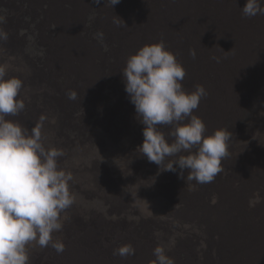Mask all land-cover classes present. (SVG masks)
Returning <instances> with one entry per match:
<instances>
[{
    "label": "rangeland",
    "instance_id": "374dc122",
    "mask_svg": "<svg viewBox=\"0 0 264 264\" xmlns=\"http://www.w3.org/2000/svg\"><path fill=\"white\" fill-rule=\"evenodd\" d=\"M17 1L18 5L16 6V0H0V24L2 26L0 29H3L7 34L6 40H0V64L7 65L6 78L17 77L23 82L20 99L24 101L25 109L18 116H8L7 119L19 122L31 130L41 116L46 117L42 129L44 143L46 147H55L64 152V155L58 159V165L61 169L71 172L73 179L69 187L74 196V203L62 213V216L66 217L62 230L54 233V239L64 244V251L58 254L51 246L30 247V264H51V262L53 264H74L78 250L85 256L89 254V240L93 245L107 244L103 250L109 248V253L106 251V255L112 256L113 250L120 248L121 243H117L109 237L111 231L109 223L106 222L108 225H104L103 229L97 226L95 228L89 223L97 224L94 221L98 222L102 217L97 211L99 208L104 209L105 207L111 211L109 219L111 221L109 222L112 224H120L119 227L123 226L126 230L130 228L135 232L143 230L142 225L143 227L145 225L142 224L143 221L139 223L138 227H135L134 204L138 199H135L137 195L134 197L132 194L134 191L139 192L138 196H142L141 200L146 201L149 206L163 207V216L155 221H146V227L149 229L147 237L153 241L156 240L157 244L160 243L159 239L167 243L177 242L174 243L176 249L167 250L164 248V251L166 250L165 254L171 259L181 262L187 256L183 247L190 248L192 244L194 247H198L196 245L197 238L200 239V230L204 229L205 222L208 223L203 220L204 223H200V227L197 217L185 212L188 206L183 202L184 197L189 198L188 194L191 190L192 193L199 190L189 184L191 181L186 182L184 176L179 178L180 170L177 166L174 165L177 167L176 172L163 171L167 161L165 165L161 166L163 168L156 170V174L160 178L168 180V185L162 188L152 187L155 177L145 178L151 172L150 162L137 151L138 146L143 142V125L137 121V125L134 126L130 120V112L135 114V109L124 91L121 73L126 66L127 59L146 45L144 41L148 36L141 35L142 32L158 36V41L162 38L166 49L172 51L174 45L170 41L171 38H168L169 29H172L173 36L177 34V40L189 43L187 29L194 27V32L190 33L197 37L202 38L204 32L210 33L207 40L203 38L207 42L210 40L211 46L205 45L206 55L204 54L203 57L206 63H212L216 72H218L215 69L216 65L220 64L221 72L228 71L229 75H244L247 80L257 83L259 88L264 84V15L252 18L242 17L241 10L239 12L241 0H227V11H229L223 18L218 15L217 9L213 5L205 2L212 0H198L202 3L204 11L202 14H195L191 8H188L189 14L198 15L197 17L200 18L190 24L186 23L182 14L184 21L181 20V17L172 15L173 10H169V0H129L130 3L121 0L115 6H112L111 0H101L103 3L98 5L99 7L93 5V0H85L86 4L83 0H42L37 2L38 6L35 4L33 8L30 0ZM223 1L216 0V3L218 6L223 5ZM146 4L151 11L143 15L144 11L140 10ZM54 9L58 11L56 16L53 14ZM75 9L76 13H71ZM131 10H134L135 18ZM104 12L114 13L106 14L104 17L103 25L107 23L110 16L114 15L107 29L101 25ZM83 13L84 19L87 13L85 30L83 32L80 30L78 33L82 27ZM122 13L124 16L131 15V23L127 24L126 19L119 18ZM22 14L26 17L21 18ZM42 17L46 22L49 21V18L52 19L53 34L47 35L43 31ZM225 20H238L237 26L241 27L240 32L231 35V29L226 27ZM124 23L127 27L124 26ZM122 27L119 39L109 33L111 29L118 28L119 31ZM207 27H209L208 30ZM88 29H92L93 32H87ZM211 32L216 33V38ZM57 35L58 40L56 38L52 45L46 41L48 36L49 39H54ZM239 35H242L240 40L238 39ZM237 46L239 49L233 50ZM191 49L192 47L190 48L192 53ZM221 51H225V53H221ZM214 70L210 69L207 73L196 75L202 79L200 81L195 79L190 84L191 87L189 86L188 91L191 92L195 90L193 87L202 85L205 86L206 93L211 91L217 98L219 94L214 93L216 87L212 79L216 75ZM101 83L103 85L99 87L98 85ZM105 84L112 87L113 102H106L102 98ZM70 92L76 93V99H69ZM106 92L109 93L110 89H107ZM203 99H210V97L206 95ZM115 100L117 101L114 102ZM242 101L246 107H249V116L252 119L251 123L236 128V130H230L229 154L228 157H225L226 159L224 158L225 161L222 160V164L225 162L227 164L225 169H233V165L239 164V161L247 163L254 160V153L264 155V145L254 144L258 140H252V136L257 131H262L261 134L264 135V116L253 110V101L255 105L264 109V90L263 94L257 96L255 100L252 101L251 96L245 94L242 96ZM120 102L127 104V115L122 113L119 106L114 105V103L120 104ZM219 129L222 127L219 126ZM160 130L165 133L170 131V128L164 127L165 131ZM244 134L251 137L253 144L244 145L246 141H242ZM251 146L254 148L252 154H249L248 148ZM241 147L244 152H240ZM86 154L88 157L84 159ZM120 161H122L123 171L119 168ZM131 163H135V168L131 166ZM152 167L156 168V164L152 163ZM262 167H264V162L260 168ZM222 169L224 170L223 166ZM243 171L253 174L257 172V169L254 170L246 166ZM186 174L187 170L184 171V175L187 177ZM223 174L222 171L221 175ZM221 180L223 177L217 175L213 184L208 183V186L213 187L214 185L225 198L227 196L232 198L233 193L228 191L232 190L231 186L234 188L236 185L234 188L236 189L242 184L240 179L235 181L233 178L232 180V176H226L223 181ZM223 182L227 183L228 189L223 187ZM253 186L251 188H256L255 185ZM257 186H260L264 191V185L257 182ZM171 189L176 194L168 196V191ZM216 189L208 191L206 194L216 192ZM183 192L186 194L184 197ZM251 193L255 194V191L253 190ZM240 194H242L241 191H239ZM246 195L248 198H245V195H240L241 204L243 210L251 216L254 210L250 209L249 200L253 196L248 190ZM115 196L116 199H114ZM163 198L171 199L172 206L171 203L164 204ZM211 201L212 199L207 202L208 206L209 204L213 205ZM176 204L178 207L174 208ZM85 205L97 207L96 215H91L90 220L85 219L86 215L83 210ZM131 207L134 214L132 219H129L125 209H131ZM209 210L212 211L211 208ZM241 210L237 207L236 213ZM169 212L170 215L172 214L171 217L168 215ZM174 213L187 218V222L184 224L180 218H173ZM212 238L215 239V236L213 235ZM194 250L197 251L195 248ZM74 252L76 253L73 254ZM209 256V263L216 264L213 250ZM83 264L103 263L99 259L90 258Z\"/></svg>",
    "mask_w": 264,
    "mask_h": 264
},
{
    "label": "clouds",
    "instance_id": "9594fccd",
    "mask_svg": "<svg viewBox=\"0 0 264 264\" xmlns=\"http://www.w3.org/2000/svg\"><path fill=\"white\" fill-rule=\"evenodd\" d=\"M102 1L93 0V5H101ZM30 2L33 8L36 3L34 0ZM120 2L111 0L112 6ZM142 10L143 15L151 11L147 4L142 6ZM240 10L244 18L264 15V0H241ZM67 11L70 12L69 9ZM71 13H76V9ZM84 13L78 33L85 30L87 13L85 19ZM131 13L135 18L134 10ZM106 14L114 13L104 12L101 25L105 29L114 17L110 16L103 25ZM120 16V19L127 20V24L131 23V15L124 16L122 13ZM25 17L21 15V18ZM49 21L46 22L43 17L41 19L42 29L47 35L54 33V23L50 18ZM124 26L127 27L125 23ZM122 30L123 27L119 31L118 28L111 29L109 33L119 39ZM88 31L93 32L92 29ZM141 35L148 36L145 41L142 40L146 45L127 59L121 75L124 91L135 109L136 115L130 112V120L134 126L137 121L143 125V142L137 151L150 162L151 172L145 178L155 177L152 187L168 185V180L156 174V170L163 168L161 166L167 161L163 171L176 172L178 167L179 178H183L187 170L186 182L194 181L200 185L212 183L223 171L221 165L229 154L230 134L225 129L206 134L205 123L193 114L207 95L206 90L202 85H197L193 92L184 91L182 81L186 72L175 54L166 49L162 38L158 41L156 35L143 32ZM56 38L58 40V35L54 39L48 36L46 41L52 45ZM6 39L7 34L0 29V40ZM191 54L195 56L194 52ZM7 71V65L0 64V264H30V247L51 246L58 254L65 249L61 241L54 239V233L62 230L66 219L62 213L74 203L69 187L73 176L58 165V159L64 152L55 147H46L44 143L42 129L46 117L41 116L31 130L7 119L8 116H18L25 109V103L20 99L23 82L17 77L6 78ZM103 83L98 86L101 87ZM111 88L107 84L103 87L102 98L106 102L114 100ZM107 89H110L109 93ZM69 99H76V93L70 92ZM114 105L119 106L124 115L128 114L127 104L120 102ZM162 127L170 128L167 135L160 130ZM152 163L156 164V168L152 167ZM216 202L213 197L212 203ZM261 202L259 193H256L249 200V207ZM131 209L125 211L132 219L134 213ZM134 253L131 245L113 250L114 255L121 257ZM153 254L156 259L152 264H174L162 247L155 248Z\"/></svg>",
    "mask_w": 264,
    "mask_h": 264
},
{
    "label": "bare ground",
    "instance_id": "6f19581e",
    "mask_svg": "<svg viewBox=\"0 0 264 264\" xmlns=\"http://www.w3.org/2000/svg\"><path fill=\"white\" fill-rule=\"evenodd\" d=\"M39 1H42V0H34L36 5L38 4L37 2ZM205 2L207 4L209 3V5L211 4V6L213 5V7L217 9V13L221 18H223L229 11V10L227 11V0H224L223 5H219V6H218V3H216V0L205 1ZM182 8H183V12H182ZM188 8H191L195 12V14L196 13L202 14V12L204 11L202 3L198 0H189V1L188 0H169V10L170 11L173 10V14H172L173 16L175 15L177 17H181L182 21L185 20L186 23L189 22V24L192 21H196L197 19H200L199 17H197L198 15L192 16L191 14H189L187 11ZM53 14L54 16L58 15V11L54 9ZM225 23H226L225 24L226 27L231 29V35L233 34L236 35L238 32H240L241 27L237 26V24L239 23L238 20H233V21L225 20ZM208 28L209 27H207V30ZM188 29H187V33L189 36L188 37L189 43H185L181 41L180 39L177 40L176 39L177 34L173 36L172 29H169L167 33L169 34L168 38L169 39L171 38L170 41L173 42V45H174V49L172 51H170L171 50L170 49L169 51L175 54L176 60L183 66L186 72V75L182 81V87L184 91L186 92H190L188 91V88L190 84L194 82L195 79L197 81H200L202 79V78H198L196 75L207 73V71L210 69H212L213 71L215 67L212 63H206V60L203 57L206 55L205 45L209 44L210 46V40L208 42L206 41L209 38L208 36L210 33L208 34V32H204L202 35V38H200L190 33L191 31L194 32V27H190ZM201 30H198V31H201ZM217 32H218V29H217ZM211 33L213 37L216 38L215 36L216 33L215 34L213 32ZM241 37L242 35H239L238 39L240 40ZM203 38L206 40H204ZM190 46L192 47L191 49L192 53L193 52L195 53L194 57L190 52V48H191ZM235 49L237 50L239 49V47L237 46L233 50ZM225 51H221V53H225ZM219 65L218 66L216 65L215 69H217L218 72L214 70L215 72L214 74L216 75H214V77L212 78L214 80V85L216 87L215 88L216 91H214V93L217 92V94H219L218 97L216 98V96L211 91H207V95L210 97V99H202L200 101L198 109L194 110V113H193L194 115L202 119V121L205 123L206 128H207V133H206L207 135H211L215 130H218L219 126H221L222 129H225L228 131V133H230L231 129L236 130V128H240L241 126L247 123H251L252 118H250L249 116V107H246V104L243 103L242 96H244L245 94H249V96H251L252 101H253L256 99L257 96L263 94V90H264V84H262L258 88L257 83H255L252 80H247L244 75H239V74L229 75L228 71L221 72V70L219 69ZM193 91L194 90H192L191 92ZM253 107H254L253 108L254 111L264 116V113H263L264 109H262L261 106L259 107L255 105L254 101H253ZM161 129L164 130V127H162ZM168 132L169 131L165 132V134H167ZM261 133L262 131L261 132L257 131L256 133H254V136H252V140H258V142L254 141L255 142L254 144L264 145V135H262ZM252 140L249 135L244 134L242 141H245L244 142V145H245V144H250V143L253 144ZM253 148L254 146H251L250 148H248L249 154H252ZM240 152H244V149H242V147L240 148ZM87 157L88 155L86 154L84 156V159H86ZM253 157L255 159L250 162L248 161L247 163H242V161H239V164L233 165V169H225V166L227 165L226 162L221 165L224 168L223 170L224 174L223 175H221V173L218 174L219 177H223V180H224V177L232 176V180L234 178L235 181L237 179H240L242 181L241 187H237L236 189H234L236 186L235 185L234 188L232 186L230 187L232 190H228L231 193H233L232 198L231 197L229 198L228 196L227 198L223 197L220 191L216 189L214 185L213 187H211L213 182L212 184L210 183L211 184L210 186H208V183L200 185V184H195L194 181H191V182L188 181L189 184H191V186L195 185V187L198 188L199 191L192 193V190H191L188 194V196H190L189 198H185L184 196H186V194L183 192V197H184L183 202L185 205L188 206L185 212L186 214L190 213V214L195 215L197 219L199 220L198 221L199 225L200 223H204L203 220L207 221L208 223L206 224L205 222L204 229L200 230V239L197 238V245H196L198 247H194V244H192L190 248H188L187 246L183 247L184 252L187 254L186 258L182 260L181 262H178L177 260L173 259L174 264H210L209 254L211 253L212 250H213V257L215 259L216 264H264V191L262 188H260V186H257V182L264 185V167L260 168V166H262V162H264V155L261 156V154L256 155L254 153ZM121 163L122 161H120L118 164H119L120 170L123 171L124 169ZM131 166L135 168V163H131ZM246 166L254 170L257 169V172L256 173L254 172L253 174L251 172L250 174H248L247 172H244L243 169H245ZM94 176L95 174L92 177L94 178ZM183 176L185 177V180H186V176L184 174ZM223 183H224L223 187L225 189H228L227 183L226 182H223ZM253 185H255L256 188H251V186ZM214 189H216V192L206 194L208 193V191L210 192ZM247 190L250 192V194L253 197H254V194H252L251 191L254 190L255 194L259 193L261 197V201H262L261 203L257 204L255 207L250 208L254 210L251 216L247 214L246 211L243 210V206L241 204L242 201L240 199V195H243V196L245 195V198H248V195H246ZM239 191H241L242 194L239 195ZM132 194L134 195V197L135 195H137L135 199H138L134 204L135 212L133 211L135 213V218H136L135 227H138L139 223L143 221L142 224L143 223L145 224L144 227L142 225L143 230L139 232H135V231H131L130 228L126 230L124 229L123 226L119 227L120 224H112L111 222H109L111 221L109 220L111 218V214H110L111 211H109V208H105V207L104 209L99 208V210L97 211L98 214L102 216L99 218L98 222L94 221V223H97V224H93V222L89 224L94 226L95 228L98 227V228L103 229L104 225H108L106 224V222L109 223V227L111 229L109 237H111L113 241L117 243L118 242L121 243V246L131 245L135 249L134 255L121 257L119 255L113 254L112 256H108L106 255V253L108 252L109 248H106L107 250H103L105 249V247H107V244L93 245L92 242L89 240V243H88L89 254L85 256L83 252H81L80 250H78L77 253L74 252L73 254L76 253L75 263L83 264L84 261L92 258V259H99L103 264H152V262L156 259L153 252H154V249L157 248L158 246L162 247L163 249L166 248L167 250L177 248L175 247V244L177 242L167 243V242H164L162 239H159L158 242L160 243L157 244L156 240L153 241V239H150L147 237L149 234L148 232L149 229L146 227V221L147 220L155 221V220H158L161 216H163L164 214L162 211L163 207L161 206L159 208H156V207L149 206L148 203H146V201L141 200L142 196H138L139 192L134 191L132 192ZM170 194H176V193L174 192L173 189H171V191H168V196H170ZM213 197L216 198L217 202L215 204L212 203L213 204L212 206H210V204L208 206L207 202L213 199ZM114 199H116V196L114 197ZM162 201L164 204L169 205L172 200L171 199L166 200L163 198ZM85 206L86 207L83 209L86 215L85 219L90 220V216L97 213L96 212L97 207L93 205H90V206L85 205ZM171 206H172V203H171ZM237 207L239 209H242L238 213H236ZM209 208H211L212 211L209 210ZM168 215L171 217L172 214L170 215V212H169ZM175 217L180 218L184 224L187 222V218L183 216H179L177 213H174L173 218ZM213 235L215 236V239L212 238ZM194 248L197 251H195ZM51 264L53 263L51 262Z\"/></svg>",
    "mask_w": 264,
    "mask_h": 264
}]
</instances>
